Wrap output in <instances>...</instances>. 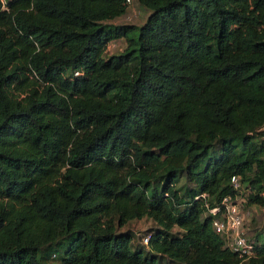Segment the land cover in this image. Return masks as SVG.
I'll list each match as a JSON object with an SVG mask.
<instances>
[{
	"label": "trees",
	"instance_id": "1",
	"mask_svg": "<svg viewBox=\"0 0 264 264\" xmlns=\"http://www.w3.org/2000/svg\"><path fill=\"white\" fill-rule=\"evenodd\" d=\"M134 1L0 0V264H264L208 212L264 207V0Z\"/></svg>",
	"mask_w": 264,
	"mask_h": 264
},
{
	"label": "rangeland",
	"instance_id": "2",
	"mask_svg": "<svg viewBox=\"0 0 264 264\" xmlns=\"http://www.w3.org/2000/svg\"><path fill=\"white\" fill-rule=\"evenodd\" d=\"M130 4L126 12L120 17L112 20L113 24H133L141 25L146 17L147 11L142 9L134 0H130ZM126 47L124 38L115 39L107 44L105 56L108 57L112 54L120 53ZM245 196L248 194L244 192ZM244 217V232L247 238L253 241H258L259 244L264 243V207L258 204L244 203L242 207ZM154 223L148 218L132 220L127 223L121 230L129 231L132 234V241L134 244L143 243V238L148 234H152ZM176 232V228L174 229ZM179 231L178 233H180ZM49 264L58 263L57 255L53 254L48 259Z\"/></svg>",
	"mask_w": 264,
	"mask_h": 264
},
{
	"label": "built area",
	"instance_id": "3",
	"mask_svg": "<svg viewBox=\"0 0 264 264\" xmlns=\"http://www.w3.org/2000/svg\"><path fill=\"white\" fill-rule=\"evenodd\" d=\"M230 184L237 193L223 197L220 204L208 208V212L214 215L213 230L224 238L229 250L236 253L242 260H247L255 254V247L259 244L247 238L243 228L245 215L242 207L247 196L244 192L248 193L249 189H244L238 175L231 176ZM199 197L204 198L205 195L202 194ZM148 238L149 236L143 238L144 244H147Z\"/></svg>",
	"mask_w": 264,
	"mask_h": 264
}]
</instances>
